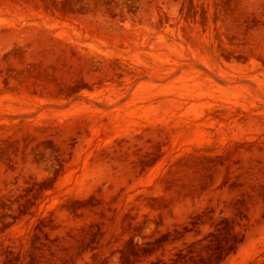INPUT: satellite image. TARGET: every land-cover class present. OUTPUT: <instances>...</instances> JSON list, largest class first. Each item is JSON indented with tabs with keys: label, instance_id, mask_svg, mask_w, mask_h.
I'll return each mask as SVG.
<instances>
[{
	"label": "rangeland",
	"instance_id": "374dc122",
	"mask_svg": "<svg viewBox=\"0 0 264 264\" xmlns=\"http://www.w3.org/2000/svg\"><path fill=\"white\" fill-rule=\"evenodd\" d=\"M0 264H264V0H0Z\"/></svg>",
	"mask_w": 264,
	"mask_h": 264
}]
</instances>
